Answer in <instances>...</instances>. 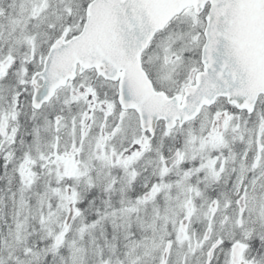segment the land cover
<instances>
[{"label":"snow or ice","instance_id":"6c2138e0","mask_svg":"<svg viewBox=\"0 0 264 264\" xmlns=\"http://www.w3.org/2000/svg\"><path fill=\"white\" fill-rule=\"evenodd\" d=\"M0 264H264V0H0Z\"/></svg>","mask_w":264,"mask_h":264}]
</instances>
